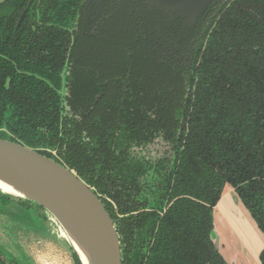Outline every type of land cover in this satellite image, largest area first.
Segmentation results:
<instances>
[{"label": "trees", "instance_id": "trees-1", "mask_svg": "<svg viewBox=\"0 0 264 264\" xmlns=\"http://www.w3.org/2000/svg\"><path fill=\"white\" fill-rule=\"evenodd\" d=\"M79 1L32 0L29 4V0H0V54L3 55L8 45L3 40L8 41L10 32H15L11 27L24 9L27 11L21 25L28 28L25 42L29 36L39 41V35L50 30L44 41H55L59 37L55 29L66 25L64 20L68 14L69 20L74 19L73 9L78 8ZM140 1L107 0L93 9V23L81 7L79 21L82 26L98 25L93 35L80 33L79 40L96 46L101 52L99 56L112 62L120 56L123 46L129 47L133 42L134 35L130 31L140 28L142 11L146 10V3ZM213 6V3L209 5L205 12ZM157 10L158 28L168 27L172 36L188 34L183 25L185 19L171 16L160 8ZM17 35L16 41L23 40V34L16 31L14 37ZM200 39L191 81L183 98L185 105L176 100L182 107L183 129L168 189V205L154 222L151 241L142 261H138L131 249L134 235L127 220L105 208L116 221L122 264L127 250L132 253L134 264H228L212 242L213 208L225 184L232 186L264 235V0H224L210 13ZM151 42L149 38H139L134 50L128 49L131 55H127L131 59L127 61L129 71L149 80L157 72L168 74L159 67L162 64ZM96 58H99L97 53ZM8 63L2 66H11ZM116 67L121 70L118 65ZM24 69L25 65L18 61L14 71ZM121 73L124 77L123 71ZM116 75L119 77V72ZM147 85L152 88L151 81ZM119 88V79L112 82L109 94H104L99 109L94 111L91 129L94 143L101 137L111 142L114 129L120 128L121 116L116 114ZM3 89V82H0V116L5 105L17 107L14 101L2 102L11 98ZM140 101L146 103L147 99ZM136 105L130 99L127 102V107ZM106 110H111L110 114ZM128 114L125 122L129 139L137 129L132 123L134 118ZM108 120L110 127L106 124ZM0 137L18 141L5 137L4 132ZM24 145L35 148L30 143L24 142ZM79 177L88 184L85 178ZM117 180L118 174L112 182ZM105 195L114 199L119 193ZM135 246L139 245L135 243ZM72 256L74 264H80L74 252ZM259 261L264 264V247Z\"/></svg>", "mask_w": 264, "mask_h": 264}, {"label": "flooded vegetation", "instance_id": "flooded-vegetation-1", "mask_svg": "<svg viewBox=\"0 0 264 264\" xmlns=\"http://www.w3.org/2000/svg\"><path fill=\"white\" fill-rule=\"evenodd\" d=\"M106 1H79L78 8L73 9L76 12L74 19L69 20L68 14L64 20L66 25L55 29L59 35L55 41H44L50 30L39 35V41L31 40L29 36L25 42L28 28L21 23L27 9L19 14L11 28L12 32L23 34V40L16 41L18 35L14 37L15 32H10V39L3 40L8 45L3 55L0 54V82H3V93L11 97L8 98L11 100L3 99L2 102L14 101L17 107L5 105L3 108L0 133L18 140L14 141L16 143L34 145L32 149L85 178L105 208L127 220L134 235L131 249L137 254L138 261H142L151 241L154 222L168 205L169 184L181 148L183 115L176 100L185 105L183 98L191 81L200 37L210 13L224 0H213L209 4L213 3L212 9L206 13L208 5L193 25L184 21L188 34L183 36H172L166 26L158 28L159 11L150 8L146 0H141L146 3V10L142 11L140 28L130 31L134 35L133 42L129 47L123 46L120 56L112 62L99 56L101 52L96 46L79 40L80 33L93 35L98 25L82 26L79 21L81 7L83 14L88 12L89 22L93 23V9ZM139 38L152 40L151 45L162 64L159 67L168 74L157 72L149 80L129 71L127 61L131 59L127 55L131 52L128 49L133 51ZM6 61L11 66H2ZM18 61L26 69L15 72ZM32 69L41 75L36 74L37 71L31 72ZM118 79L120 100L116 114L121 116L120 128L114 129L111 142L101 137L98 143H94L91 130L94 111L99 109L104 94H109L112 82ZM148 81H151L152 88L148 87ZM0 94L2 96L1 90ZM142 98L147 102L140 101ZM129 99L138 106L127 107ZM106 112L110 114L111 110ZM127 114L134 118L132 123L137 129L129 139L125 122ZM106 124L111 125L109 120ZM117 174L118 180L113 183L112 178ZM116 192L119 195L114 199L105 195ZM9 199H15L28 209L32 206L42 209L31 201L0 190V202L4 204ZM124 258V264H134L130 251L125 252ZM0 264L16 262H7L0 252Z\"/></svg>", "mask_w": 264, "mask_h": 264}, {"label": "water", "instance_id": "water-1", "mask_svg": "<svg viewBox=\"0 0 264 264\" xmlns=\"http://www.w3.org/2000/svg\"><path fill=\"white\" fill-rule=\"evenodd\" d=\"M146 1L150 8L163 9L193 25L213 0ZM0 183L12 190L5 192L0 189L1 192L37 204L55 220L69 241L70 252L77 255L80 264H122L115 221L93 189L73 170L30 147L0 137ZM232 191L233 201L242 204L233 188ZM216 204L213 208L212 241L219 250L214 221ZM244 209L255 229L262 234ZM262 237L264 239L263 234Z\"/></svg>", "mask_w": 264, "mask_h": 264}, {"label": "rangeland", "instance_id": "rangeland-1", "mask_svg": "<svg viewBox=\"0 0 264 264\" xmlns=\"http://www.w3.org/2000/svg\"><path fill=\"white\" fill-rule=\"evenodd\" d=\"M222 224L228 227L226 222ZM234 230L235 235L231 231L233 239L246 237L236 222ZM261 236L256 229L250 230L245 251L250 252L254 248L257 253L251 254L254 259H258L263 247ZM225 247L229 253L234 249L228 240ZM0 252L7 262L13 260L16 264H74L69 241L55 220L43 209L33 206L28 209L15 199L6 200L4 204L0 202Z\"/></svg>", "mask_w": 264, "mask_h": 264}, {"label": "crops", "instance_id": "crops-1", "mask_svg": "<svg viewBox=\"0 0 264 264\" xmlns=\"http://www.w3.org/2000/svg\"><path fill=\"white\" fill-rule=\"evenodd\" d=\"M247 215L248 214L243 205L233 201L232 188L229 185H225L223 195L216 204L214 214L215 231L218 235L219 252L228 262H232L233 264H259V260L254 259L251 255L255 252L254 248L252 251L250 250V252L245 251L247 250L246 244L247 241H249L248 237L250 236V230L252 228L253 230L255 229L254 223L249 220ZM223 222L228 224L227 228L223 226ZM235 222L239 225V230H243L245 232V238L238 236L233 239L231 237V231L234 232L235 235ZM245 230H247V232ZM259 234L261 235V233ZM226 240H228L232 247H234L230 253L225 247ZM262 240L264 244L263 237ZM237 247L247 255V258L240 254ZM255 254L257 253L255 252Z\"/></svg>", "mask_w": 264, "mask_h": 264}, {"label": "bare ground", "instance_id": "bare-ground-1", "mask_svg": "<svg viewBox=\"0 0 264 264\" xmlns=\"http://www.w3.org/2000/svg\"><path fill=\"white\" fill-rule=\"evenodd\" d=\"M0 189H2L5 192H11L12 191L8 186H6L2 183H0Z\"/></svg>", "mask_w": 264, "mask_h": 264}]
</instances>
